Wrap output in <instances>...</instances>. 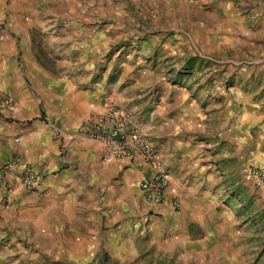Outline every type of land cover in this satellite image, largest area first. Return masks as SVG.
<instances>
[{"label":"crops","instance_id":"obj_1","mask_svg":"<svg viewBox=\"0 0 264 264\" xmlns=\"http://www.w3.org/2000/svg\"><path fill=\"white\" fill-rule=\"evenodd\" d=\"M69 5L70 0H0V98L14 102L0 107V165L21 161L9 174L13 203L6 205L0 192V264H96L102 249L129 264L136 249L127 225L137 211L160 216L146 218L143 227L148 264L157 258L161 264H250L237 228L213 221V195L204 185L220 179L219 160L225 169L235 160L264 171V80L254 83L255 90L231 94L223 90V67L197 59L181 71V86L156 89L154 72L148 69L144 79L147 69L140 70L139 62H126L104 81L86 64L89 49L99 58L96 41L102 37L87 34L82 25L73 28L58 10ZM92 35L94 43L87 44ZM224 38L207 31L195 36L199 45ZM199 53L191 55L202 59ZM54 56L60 59L51 63ZM112 104L134 111L159 151L158 165L170 180L159 206L150 205L140 189L133 196L140 181L154 176L155 164L138 156L105 159L103 145L80 131ZM27 165L43 174L36 191L22 183ZM106 184L138 210L128 215L131 206H113L108 219L126 227L103 232L99 191Z\"/></svg>","mask_w":264,"mask_h":264},{"label":"rangeland","instance_id":"obj_2","mask_svg":"<svg viewBox=\"0 0 264 264\" xmlns=\"http://www.w3.org/2000/svg\"><path fill=\"white\" fill-rule=\"evenodd\" d=\"M58 10L63 17L71 18L73 28L82 25L87 34L102 37L96 41L100 44L99 58H94L89 49L86 64L91 65V70L94 67L95 77L104 81L109 82L126 62L133 65L139 62L140 70L147 69L144 79H149L148 69L154 72L151 79L156 89L165 84L172 87L177 82L181 86L184 81L181 71H189L197 59L202 65L206 61L205 65L212 63L223 67L220 72L224 75L223 90L231 94L236 95L238 90H255L254 83L264 80V0H70L68 7ZM237 10L241 14L235 17ZM221 27L223 31L217 32ZM206 31L225 38L199 45L195 36H204ZM92 37L95 36L88 38L87 44L94 43ZM80 40L74 35L75 43ZM196 49L204 58L191 55ZM53 59H60V56L49 57L51 63ZM156 150L160 162L157 147ZM176 157L172 156L175 164ZM221 162L217 161L221 176L218 182L204 185L213 195L212 219L226 227L237 228L249 263L264 264V182L252 179V166L245 169L239 162L229 160L223 170ZM112 187L106 184L99 191L103 232L111 227H126L123 221L112 223L108 219L113 206L115 210L119 205L131 206L128 215L138 210L131 200L119 201L124 197L120 195L123 192ZM137 195H141L138 185L133 193L135 198ZM152 215V212L141 215L137 211L132 223L127 225L133 227L129 235L136 249L129 264H148L144 255L147 237L143 227H148L146 218L160 217ZM96 258V264L120 262L105 249L99 251ZM152 264H161L160 259H154Z\"/></svg>","mask_w":264,"mask_h":264},{"label":"built area","instance_id":"obj_3","mask_svg":"<svg viewBox=\"0 0 264 264\" xmlns=\"http://www.w3.org/2000/svg\"><path fill=\"white\" fill-rule=\"evenodd\" d=\"M14 102L8 98H0V107L12 108ZM80 131L92 140L103 145L105 159L132 160L138 156L146 162L155 164L156 173L152 178L139 182L138 188L146 201L152 206H159L166 199L169 187V177L158 165V153L154 143L149 138L146 125L136 113L129 109H122L117 105H109L106 111L83 123ZM21 166L19 158L10 163L0 165V192L4 194L3 202L11 205L12 183L9 174ZM252 178L264 182V171L253 168L250 171ZM22 183L27 190L36 191L40 188L43 174L31 165L24 166L21 171ZM173 209L181 208L180 202H172Z\"/></svg>","mask_w":264,"mask_h":264}]
</instances>
